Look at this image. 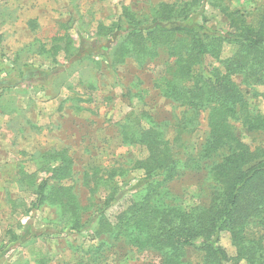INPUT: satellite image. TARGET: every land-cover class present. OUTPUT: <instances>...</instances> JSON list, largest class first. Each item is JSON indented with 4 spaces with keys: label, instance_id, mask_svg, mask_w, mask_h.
I'll list each match as a JSON object with an SVG mask.
<instances>
[{
    "label": "trees",
    "instance_id": "1",
    "mask_svg": "<svg viewBox=\"0 0 264 264\" xmlns=\"http://www.w3.org/2000/svg\"><path fill=\"white\" fill-rule=\"evenodd\" d=\"M206 4L228 18L227 30L209 25ZM27 24L31 30L38 28L36 18ZM77 40L65 31L52 38L49 49L41 44L43 52L52 55L54 66L23 64L19 78L45 89L67 70L68 63L100 58L116 72L129 59L144 67L165 53V69L154 84L188 112L175 124L178 133L186 132L203 111H208L209 127L195 160L196 168L207 175V200L192 205H185L171 190L170 183L183 171L181 161L161 127L152 120L142 122L145 113L125 119L120 126L124 142L140 146L145 156L132 169L117 166L86 172L87 205L81 203L74 185L67 184L73 179V160L67 150L42 154L43 170L51 175L36 185L34 206L53 205L69 229L108 237L89 250L92 254L82 264H100L106 247L122 245L151 248L163 255L161 264H264V142L252 146L237 133L233 122L238 120L247 131L264 134V113L251 105L241 87L255 93L257 87L264 88V10L248 20L245 12L231 10L225 0L162 2L150 14L124 7L117 21L99 22L92 36L81 35ZM226 43L237 49L222 61L223 67L207 65V57L220 59ZM59 54H64L66 63L57 59ZM132 170L141 175L127 189ZM36 180L35 174L26 171L19 177L22 184L35 185ZM101 186L106 195L100 202L95 195ZM220 231L230 234L235 249L232 256L215 240ZM10 233V242L21 239ZM192 247L201 251V263L187 259V249Z\"/></svg>",
    "mask_w": 264,
    "mask_h": 264
},
{
    "label": "rangeland",
    "instance_id": "2",
    "mask_svg": "<svg viewBox=\"0 0 264 264\" xmlns=\"http://www.w3.org/2000/svg\"><path fill=\"white\" fill-rule=\"evenodd\" d=\"M181 1L0 0V264H82L92 254L89 250L108 239L89 230L80 233L69 229L53 205L34 206L36 185L51 175L43 170L42 154L67 150L73 160V179L67 184L74 185L81 203L87 205L90 191L84 182L86 172L117 166L132 169L135 161L145 156L140 146L124 142L120 127L125 119L134 120L144 113L147 116H143L142 122L152 120L158 124L181 161V176L170 183L173 193L185 205L207 200L204 191L207 175L196 168L195 160L208 136V111L199 114L186 132L178 133L175 124L179 118H186L188 112L162 95L154 84L165 69L167 54L161 53L155 62L144 67L129 59L116 72L100 58L67 62V70L45 89L34 81L19 78L23 64L54 66L52 55L43 52L40 46L44 44L49 49L55 35L67 31L78 43L81 35L92 36L99 22L110 25L117 21L124 7L150 14L162 2ZM225 2L231 10L245 12L248 20L257 18L264 10V0ZM204 13L212 28L228 29V18L214 6L206 4ZM34 18L38 20V28L31 30L27 22ZM236 49V45L226 43L220 59L207 57L206 64L222 68V61ZM57 59L66 63L64 54ZM241 87L251 105L264 113V88L257 87L255 93L252 88ZM233 122L237 133L252 146L264 142V134L247 131L238 120ZM21 170L35 174L36 184L20 183ZM130 174L126 180L132 181L125 184L127 189L141 172L132 170ZM130 193L120 204L125 203ZM105 195L104 186L99 187L96 201H103ZM10 232L21 235V239L10 242ZM215 240L229 255L234 254L228 232H218ZM187 259L201 263L202 253L189 248ZM163 260V255L151 248L139 250L122 245L106 247L99 263L161 264Z\"/></svg>",
    "mask_w": 264,
    "mask_h": 264
}]
</instances>
